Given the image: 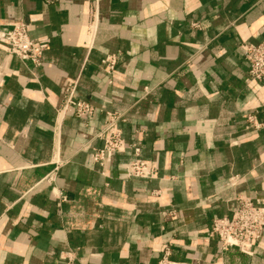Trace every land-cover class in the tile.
<instances>
[{"label":"crops","instance_id":"0c3cea01","mask_svg":"<svg viewBox=\"0 0 264 264\" xmlns=\"http://www.w3.org/2000/svg\"><path fill=\"white\" fill-rule=\"evenodd\" d=\"M20 21L48 47L35 67L0 42V264H156L165 249L192 264H264V231L252 256L209 233L236 196L264 202V79L246 81L241 50L264 41V0H0V30ZM110 53L112 83L100 69ZM73 80L95 110H69L57 128ZM103 110L126 121L123 149L100 167ZM132 144L156 177L126 176Z\"/></svg>","mask_w":264,"mask_h":264},{"label":"built area","instance_id":"2783aa9c","mask_svg":"<svg viewBox=\"0 0 264 264\" xmlns=\"http://www.w3.org/2000/svg\"><path fill=\"white\" fill-rule=\"evenodd\" d=\"M56 0H45L54 2ZM94 20V19H93ZM94 22V21H93ZM91 22L89 28L95 29ZM93 23V26H92ZM0 42L7 46L8 52L15 56L23 64L31 63L33 66L43 64V55L48 47L44 41L33 40L28 33L26 23L20 21L11 28L0 30ZM241 50L243 57L248 63L247 82L262 81L264 79V41L259 43L242 42ZM118 57L115 53L105 54L100 60V69L107 77L109 83L113 82V73L117 65ZM71 110L78 118H89L92 116L95 106L86 100L76 97V80L67 84L60 104L55 107L56 125L60 128L66 113ZM104 111V110H103ZM246 120L254 127H258L253 114L245 115ZM126 121L124 112L104 111V123L97 132L96 137L101 140L100 147L94 148L91 153L92 162L102 167L109 162L114 153L121 151L124 147L120 123ZM133 158L125 166L127 177H140L152 179L156 177L158 166L154 161L143 160L139 157V145L132 144ZM58 163V162H57ZM57 166L47 173L42 180L52 183L55 180ZM235 177L230 179V184H235ZM60 200L65 196L60 195ZM237 206L230 216L213 218L209 233L214 235L219 242L222 251L236 249L238 252L252 256L255 244L261 239L264 231V202L257 205L250 196H236ZM170 212V215H173ZM54 264H74L70 256L63 257ZM156 264H192L190 262L175 261L169 258L167 249L163 251L161 258Z\"/></svg>","mask_w":264,"mask_h":264}]
</instances>
